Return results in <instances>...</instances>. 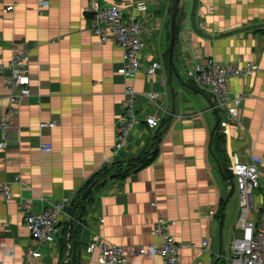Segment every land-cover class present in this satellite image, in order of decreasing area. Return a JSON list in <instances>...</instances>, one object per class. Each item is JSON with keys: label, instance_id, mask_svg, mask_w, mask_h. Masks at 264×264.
Segmentation results:
<instances>
[{"label": "crops", "instance_id": "0c3cea01", "mask_svg": "<svg viewBox=\"0 0 264 264\" xmlns=\"http://www.w3.org/2000/svg\"><path fill=\"white\" fill-rule=\"evenodd\" d=\"M99 1L119 5L127 21L142 23V58L146 65L160 63L159 74L126 79L120 73L123 50L92 33L89 0H0V64L25 44L32 57L29 98L11 108L0 79V122L11 123L8 148L0 150V184L20 180L12 185L11 200L0 194V264H101L99 251L88 254L86 248L103 240L124 247L130 264H163L153 252L160 218L185 264H228L240 215L231 154L264 160V0H182L174 51L182 81L169 68L176 0ZM207 59L262 68L229 83L231 97L247 98L241 124L224 137L222 152L216 143L225 113L211 109L210 94L188 75L193 62ZM160 76L167 94L157 109L142 94L160 92ZM129 87L139 93L141 122L115 155L116 120ZM156 111L163 121L151 130L144 118ZM51 121L58 126L40 127ZM44 145L52 151H43ZM106 172L107 180L96 184ZM91 183L96 185L88 189ZM263 198L256 191L257 208ZM64 200L70 217L62 221L61 236L40 246L25 226L23 202L40 212Z\"/></svg>", "mask_w": 264, "mask_h": 264}, {"label": "built area", "instance_id": "2783aa9c", "mask_svg": "<svg viewBox=\"0 0 264 264\" xmlns=\"http://www.w3.org/2000/svg\"><path fill=\"white\" fill-rule=\"evenodd\" d=\"M45 6V4H43ZM13 6L7 11H12ZM141 9V8H140ZM86 13L90 16V30L98 36L101 41H113L123 50V66L120 73L126 79L134 78L139 72L147 75H157L162 70L160 63L146 65L142 53L146 49L144 33L146 29L142 23L133 20L127 21L117 4L102 5L99 0H89ZM32 57L26 44L23 52L12 57L8 64H0V79L4 89L8 92L11 108L20 100L27 99L32 95L31 78L29 75V64ZM189 68V67H188ZM260 65L255 63L226 64L222 65L212 59L202 62H193L192 68L188 69V75L199 87L211 96L210 107L215 111H224L225 118L220 121L221 133L224 136L231 134V128L241 124L240 110L247 98L245 94L231 97L229 83L233 78H251L261 72ZM163 88L160 92H146L142 95L157 109H160L158 101L167 94L165 79L160 76ZM139 93L133 87L125 92V100L121 105V113L116 120V143L113 153L117 155L128 143L134 128L140 124L141 119L136 110V101ZM163 118L156 111L154 114L144 118V123L151 129H157ZM56 121L41 123V128H55ZM11 123L3 118L0 122L2 140L0 150L8 148L10 140L9 130ZM43 151H52L51 145H44ZM230 170L233 172L237 189L240 194V215L237 222L238 233L232 237L231 254L225 257L228 264H264V198L259 208L254 202L256 191L262 190L264 197V177L261 167L264 160L257 155H250L247 161L241 160L238 153L231 154ZM16 178L14 182L0 184V194L6 199H12V185L19 183ZM67 200L50 203L40 212H34L32 204L23 202L25 212L24 223L34 241L40 246L54 244L62 234V221L69 218L66 210ZM152 206H155L153 204ZM258 218H253V211ZM104 220H101L103 223ZM169 224L165 219H159L153 230V234L160 239L154 253L159 255L163 264H185L180 257V246L169 232ZM209 242L202 241V247L207 248ZM88 254L95 251L100 253L101 264H130L128 251L119 245L108 241H93L86 248ZM147 254L145 249L139 251L140 256ZM33 257H41V253H32Z\"/></svg>", "mask_w": 264, "mask_h": 264}, {"label": "water", "instance_id": "95a60500", "mask_svg": "<svg viewBox=\"0 0 264 264\" xmlns=\"http://www.w3.org/2000/svg\"><path fill=\"white\" fill-rule=\"evenodd\" d=\"M182 0H176L173 8L172 18H171V45L169 51V68L171 74H175V76L182 81L181 76L175 66L174 63V51L176 46V33H177V16L180 9ZM86 195L83 197L85 199ZM82 199V200H83Z\"/></svg>", "mask_w": 264, "mask_h": 264}, {"label": "trees", "instance_id": "16d2710c", "mask_svg": "<svg viewBox=\"0 0 264 264\" xmlns=\"http://www.w3.org/2000/svg\"><path fill=\"white\" fill-rule=\"evenodd\" d=\"M221 139L219 140V142L218 143H216L217 144V151L218 152H222L223 151V148H224V145H225V141H224V135L223 134H221ZM121 171H123V169L121 170ZM108 174V172H106V173H104V174H102V175H100L98 178L99 179H97V182H96V184L98 183V182H101V181H106L107 179H103L102 177L103 176H106ZM94 183V182H93ZM93 183H91L89 186H88V189L93 185ZM95 184V185H96ZM94 185V186H95ZM94 186H92V188L94 187ZM87 189V190H88ZM90 191V190H89ZM90 192H87V195L89 194ZM87 197V196H86ZM81 206L83 205V202L80 204ZM79 205V206H80Z\"/></svg>", "mask_w": 264, "mask_h": 264}]
</instances>
